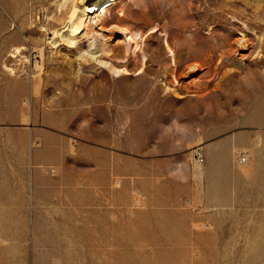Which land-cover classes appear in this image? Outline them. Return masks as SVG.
Returning a JSON list of instances; mask_svg holds the SVG:
<instances>
[{
	"label": "crops",
	"instance_id": "obj_1",
	"mask_svg": "<svg viewBox=\"0 0 264 264\" xmlns=\"http://www.w3.org/2000/svg\"><path fill=\"white\" fill-rule=\"evenodd\" d=\"M41 95L0 126V264H264V150L239 161L245 130L175 175L170 152L71 125Z\"/></svg>",
	"mask_w": 264,
	"mask_h": 264
},
{
	"label": "rangeland",
	"instance_id": "obj_2",
	"mask_svg": "<svg viewBox=\"0 0 264 264\" xmlns=\"http://www.w3.org/2000/svg\"><path fill=\"white\" fill-rule=\"evenodd\" d=\"M51 2L0 0V126L25 121L22 113L29 106L23 105L24 99L29 86L30 93L37 95L32 86L38 78L32 75H39L41 100L44 97L45 102L47 93L58 98L74 117L71 125L131 147L136 144L143 154L170 152L174 162L170 172L175 175L181 173L182 161H194L192 146L212 135L224 136L242 128L253 140L239 147L241 151L264 150V0L259 8L250 0H121L108 8L98 27L104 29L123 13L131 29L145 33L155 26L156 31L143 42L142 72L135 74L142 60L138 51L122 63L129 72L118 78L107 70L89 73L84 66L77 75L76 61L62 62L64 47L47 52L40 75L43 26L51 28L61 21L57 16L55 22L43 20L52 13ZM242 23L263 34L260 57L254 56L258 44L251 32H246L244 46L235 44ZM99 32L103 51L111 47V58H123L124 48L117 43L123 35ZM165 38L175 51V71L164 80L172 92H164L159 82L170 65ZM20 46L25 48L15 53L14 48ZM192 65L194 71L189 69ZM223 66L230 72L222 74ZM237 149L233 147L232 152Z\"/></svg>",
	"mask_w": 264,
	"mask_h": 264
},
{
	"label": "bare ground",
	"instance_id": "obj_3",
	"mask_svg": "<svg viewBox=\"0 0 264 264\" xmlns=\"http://www.w3.org/2000/svg\"><path fill=\"white\" fill-rule=\"evenodd\" d=\"M120 1L121 0H52V13L49 15L45 14L43 16V20L47 22H55L56 20L54 16H57L60 17L61 21L56 23L51 28H48L46 25L43 26V30L45 31L44 36L42 37L43 43L38 49L41 60L39 62L40 64H37L38 69H40V75L44 73L43 65L47 59V52L52 54L54 50L55 52H59L61 47H64L67 50V52L62 55V62L70 65L72 62L76 61L77 65H74L73 70L76 71L77 75L83 72L82 66H84L87 68L89 73L99 74L101 71L107 70L113 78H118L129 72L122 63L138 51L142 53V60L141 64L135 70V74L141 73L146 60V55L142 51V45L146 36L156 31V27L152 26L145 33H140L139 30H133L130 28V22L126 20L123 13H119L117 20L106 25L104 29H102V27H98L102 19L107 17L108 8ZM250 2L255 8H259L262 4V0H250ZM242 25L243 31L240 32V37L235 41V44L240 47L244 46L246 42V32H251L258 44V48L255 50L254 56L260 57L262 55L261 45L263 43V34L252 29L245 23H242ZM100 30L106 32L107 34L123 35L122 40L117 42L122 44V47L124 48L122 55L123 58H111L110 56L112 53L109 51L111 50V47L107 50V52L103 51L99 44V39L101 37V32H99ZM108 39L109 38H105L104 41L107 42L109 41ZM80 44L82 45V48L75 52V54H71V51L73 49H77ZM163 44L168 54L170 65L162 75V78L159 79V82L163 85L164 92H172L169 86H166V83L164 84V80L167 78V74L173 75L175 71V51L171 47L172 44L170 45L167 41V38L163 39ZM24 48L25 46L15 47L14 51L18 54L21 49ZM106 48L108 49V47ZM11 56H14V54ZM189 69L190 71H194L196 66L192 65ZM219 71H222V74H226L230 72V68L223 66L219 69ZM32 77L38 78V80L33 84L32 89L36 94H40L42 86L41 77L39 75H32ZM222 78V76L217 77V82H220ZM175 86L177 85L173 86V90H176Z\"/></svg>",
	"mask_w": 264,
	"mask_h": 264
},
{
	"label": "built area",
	"instance_id": "obj_4",
	"mask_svg": "<svg viewBox=\"0 0 264 264\" xmlns=\"http://www.w3.org/2000/svg\"><path fill=\"white\" fill-rule=\"evenodd\" d=\"M194 158L196 159L197 162H203L204 160V153L203 150L199 147L196 146L194 147ZM238 159L240 162H245L247 160V154L243 151L238 153Z\"/></svg>",
	"mask_w": 264,
	"mask_h": 264
}]
</instances>
